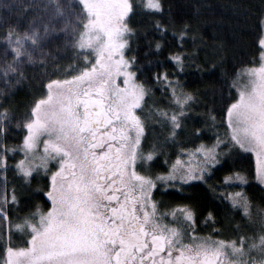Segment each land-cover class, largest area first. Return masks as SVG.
Listing matches in <instances>:
<instances>
[{"label": "snow or ice", "instance_id": "1", "mask_svg": "<svg viewBox=\"0 0 264 264\" xmlns=\"http://www.w3.org/2000/svg\"><path fill=\"white\" fill-rule=\"evenodd\" d=\"M191 7L0 0V264H264V195L238 166L251 153L264 185V0L259 61L239 70L200 60ZM209 63L223 73L189 90ZM30 68L40 88L20 114ZM217 82L234 94L218 100Z\"/></svg>", "mask_w": 264, "mask_h": 264}, {"label": "trees", "instance_id": "2", "mask_svg": "<svg viewBox=\"0 0 264 264\" xmlns=\"http://www.w3.org/2000/svg\"><path fill=\"white\" fill-rule=\"evenodd\" d=\"M170 2L176 5H183L184 12L187 13L186 18L193 15L194 9L191 7L193 4L200 3L202 5L200 11L206 22L199 26V36L203 39V43H198V47L202 49L200 52L201 61L205 59L208 61L215 60L219 64V60L223 59L224 68L229 70L233 68L239 70L240 67L248 65L250 61H257L259 55L258 40L262 30L257 24L255 18L256 12L252 6H258L259 0H170ZM135 19L139 21L141 17L137 16ZM192 23L195 24L196 20L193 19ZM157 38L159 37L157 36ZM169 44H172L175 50L171 36L165 41L164 55L160 57L161 60L167 56ZM221 44L224 46L222 49L220 48ZM188 48L191 50L190 39ZM212 71L210 63L204 65L203 72H198L194 68L189 69L188 75L184 77L188 89L192 91L199 90L201 92H204L206 89L210 90L211 82L217 80L224 69L217 66L214 70L215 75H210L209 73ZM39 88L40 81L31 77L13 89L15 95L11 99L13 106L18 108L20 114L25 112ZM215 88L217 89L216 97L218 100L221 95L219 91L221 88H223L224 98H229L230 95L234 94L233 90L232 93H229L227 86L219 82L215 84ZM159 96L160 93L157 91L156 98H159ZM209 99H212L211 93ZM220 131L223 132V128ZM211 136L212 132H207L205 137L206 143L210 142L207 138ZM243 155L247 158L240 161L238 166L248 175L249 186L245 190L255 202H258L259 197L264 195V192L256 184L254 162L251 155L247 153ZM223 174V172L218 173L211 183H215L216 180L222 178ZM190 194L201 204L207 203L211 198V193L206 192V186L197 187ZM163 199L169 202L178 200L179 197L166 196ZM225 234L228 235L230 233Z\"/></svg>", "mask_w": 264, "mask_h": 264}, {"label": "rangeland", "instance_id": "3", "mask_svg": "<svg viewBox=\"0 0 264 264\" xmlns=\"http://www.w3.org/2000/svg\"><path fill=\"white\" fill-rule=\"evenodd\" d=\"M0 10L2 11V9H0ZM259 53H260V46H259ZM257 61H259V55H258ZM61 63L67 64V61H62ZM41 71H42L41 69L35 70V75H39L41 73ZM51 71H53V69L50 66L49 67V73H51ZM28 76L30 78L33 77V70L31 68L28 70ZM233 92H235V90H233ZM197 143H199V142H197ZM189 147H191V145H189ZM247 154L251 155V157L253 159V162H254V175H255L256 184H258L261 188H264V185H261L260 182L256 179V173H255V157L251 153H247ZM162 162L163 161H161V163ZM210 183H211V181H210ZM201 227H202V225H201ZM205 231H207V229H205Z\"/></svg>", "mask_w": 264, "mask_h": 264}]
</instances>
